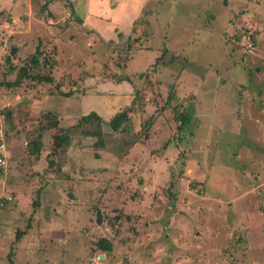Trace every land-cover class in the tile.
Listing matches in <instances>:
<instances>
[{
    "label": "rangeland",
    "instance_id": "rangeland-1",
    "mask_svg": "<svg viewBox=\"0 0 264 264\" xmlns=\"http://www.w3.org/2000/svg\"><path fill=\"white\" fill-rule=\"evenodd\" d=\"M87 10L99 33L78 22ZM252 32L242 57L237 36ZM129 46L115 68L113 50ZM39 48L53 82L0 89V264H264V0H0V66ZM124 73L136 76L114 84ZM136 92L144 110L129 133L112 132ZM171 93L192 105L182 133ZM92 112L105 147L78 131L57 154L54 137ZM46 114L57 125L37 161L27 142ZM148 118V138L132 144ZM102 237L112 252L96 249Z\"/></svg>",
    "mask_w": 264,
    "mask_h": 264
},
{
    "label": "trees",
    "instance_id": "trees-1",
    "mask_svg": "<svg viewBox=\"0 0 264 264\" xmlns=\"http://www.w3.org/2000/svg\"><path fill=\"white\" fill-rule=\"evenodd\" d=\"M261 1H263V0H261ZM225 4H227V2H225ZM44 7L46 8V6H44ZM244 11H246V9H244ZM120 37H121V34H118V38H120ZM237 39H239V40L244 39L243 40L244 44L242 45V49L247 44H250L253 47V50L248 51V52H243V50L241 49V51H242L241 56L242 57H246L247 55L251 54L254 51L255 46L257 45V40H256L253 32L251 34L241 33L239 36H237ZM134 41H135V43L139 42L138 38L134 39ZM131 49H133V47H130V46L128 48H121V49L118 47H115V49L113 50V53H119V55H124L123 58L121 59V61L124 63H122L121 65H116L115 68H125L126 62H127L126 60L128 59V54H129V51ZM40 50H41L40 48L37 49L34 54L29 56L25 60L21 61V63L19 65L13 64L10 56H8L5 59L8 66L7 67L0 66L1 67V70H0V89L4 90V92H6V90H16L18 88L20 89L23 85H25L24 87H26V90H29V91L34 90L35 91L38 87H41V86L45 85L46 83L51 84L53 82V78H52L53 64L52 63L54 62V60H52V58H50V57H47V56H44L43 54H41ZM42 56H44V57L42 58ZM173 59H175V58H173ZM185 63L189 64V62H187V60H185ZM118 64H120V63H118ZM107 66H106V68H107ZM108 67L110 68V66H108ZM106 68H104V69H106ZM47 69H50L48 73H45V74L40 73V71L43 70V72H44V71H47ZM131 76H136V74L129 76V75H126L124 73L123 76H115L117 82H114V84L119 85V84H122L124 82L125 83H127V82L131 83V79L133 78ZM11 77H13V78H11ZM59 86H61V85H59ZM249 87L250 86H247V89ZM57 88H58V94H60L61 96L65 97V98H69L74 94V92H64L58 86H57ZM249 90H250V88H249ZM101 94L99 93V96L101 95V97H103L105 95L104 93H101ZM131 95L132 94H130V96ZM238 95H241V94L238 93ZM177 97L178 96L176 94L171 93L170 95L167 96V102L166 103L169 104L175 98V101L177 102V105L174 108L175 120H176V122L180 123L179 126L177 127V130L180 133H182L188 127L189 121H190L189 113L184 112L183 110L188 109L189 106H192V105H189L187 108L186 106H187L188 102H187V104H182V103H180V100ZM242 98H243V95L240 96V99H242ZM146 104H147V102L144 101V97L140 96L139 92H136L134 94V96H131L130 101L128 103H126V105L124 106V108L122 110L116 112L115 114H113L111 116V120L107 123L109 129L114 133H121V134L122 133H129L130 128L128 125L131 123V119H132L131 117L133 115L141 114L142 111L144 110V107ZM190 110H191V108H190ZM50 116L51 115H49V114H46L43 116L44 122H41L40 128H38V130L35 131V133L37 134V140L33 141V142L32 141L27 142V148H28L27 156L32 157L33 160L35 158V160L38 161L41 158L40 151L42 149V145L39 142V140L42 139V136H45L46 134L51 133V131H53V128L56 127V125H57L56 123L53 124L51 121H49ZM54 118L55 117H53L54 121L53 120L52 121L56 122ZM102 124H103V120L100 118V116H98L94 112H92L86 116L80 117L76 125L72 126V128L70 127V128H66L64 130V135L54 137V140L56 142L55 151L57 152V154L58 153L62 154V152L64 153L66 151V149H68V147L70 146L71 137L74 134H76L78 131L85 137L96 138V142L94 144V147L96 149H103L105 147V143L103 140ZM152 124H153V119L148 118V120L145 121V123L142 125V130L140 131V133L135 134V137H134L135 140L132 144L138 143L141 139L146 140L148 138V131L152 127ZM50 126H53V127H50ZM77 129H81V130H77ZM50 165H53V164H50ZM197 184L200 185V187H201V184H199V182L196 183V190L198 189ZM193 188L195 189V186ZM39 204H40V200H37L36 204L34 203L35 206H39ZM95 210L97 212V216L95 217L93 224L98 227V226H101L103 224V219H102V215L100 214L99 210L97 208H95ZM114 221H115V219H114ZM24 235H25V232L18 233L17 237H16V241H20L21 237L23 239ZM239 236H241L240 231H239ZM94 245L96 246L97 250L102 252V254H104V253L108 254V253L112 252L114 249L113 242L111 240L105 238V237L98 239L96 242H94Z\"/></svg>",
    "mask_w": 264,
    "mask_h": 264
},
{
    "label": "crops",
    "instance_id": "crops-1",
    "mask_svg": "<svg viewBox=\"0 0 264 264\" xmlns=\"http://www.w3.org/2000/svg\"><path fill=\"white\" fill-rule=\"evenodd\" d=\"M100 8V7H99ZM89 10H87L86 11V15H88V17H87V20L86 21H83V18L82 19H77L78 20V22L79 23H82V22H84L85 24H87V26L86 27H88L89 25H90V30H93V31H96L97 33H99L97 30H98V28L100 27L99 26V24H103V23H100V22H97V20L96 19H94L93 21L91 20L92 18H93V15H92V13L91 12H88ZM124 15V14H123ZM100 16V15H99ZM104 17H106V19H104L105 21H108V22H111V21H113V22H115V17L113 16V19L109 16V15H106V16H103V18ZM125 17H127V16H125ZM98 18H101V16L100 17H98ZM102 19V18H101ZM91 20V21H90ZM108 29H109V27H108ZM109 31H110V29H109ZM101 33V32H100ZM110 34H111V32H110ZM256 186V185H255ZM256 188V187H255ZM241 233V232H240Z\"/></svg>",
    "mask_w": 264,
    "mask_h": 264
},
{
    "label": "built area",
    "instance_id": "built-area-1",
    "mask_svg": "<svg viewBox=\"0 0 264 264\" xmlns=\"http://www.w3.org/2000/svg\"><path fill=\"white\" fill-rule=\"evenodd\" d=\"M253 47L250 44H247L243 48V52L252 51ZM5 165V144L0 138V167Z\"/></svg>",
    "mask_w": 264,
    "mask_h": 264
},
{
    "label": "water",
    "instance_id": "water-1",
    "mask_svg": "<svg viewBox=\"0 0 264 264\" xmlns=\"http://www.w3.org/2000/svg\"><path fill=\"white\" fill-rule=\"evenodd\" d=\"M11 54H13V53H11ZM104 259V256L103 255H100L99 256V260H103Z\"/></svg>",
    "mask_w": 264,
    "mask_h": 264
}]
</instances>
